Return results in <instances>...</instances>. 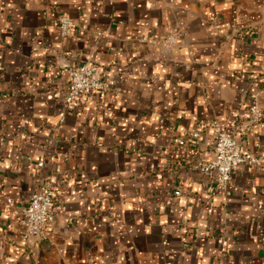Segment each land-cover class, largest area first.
Instances as JSON below:
<instances>
[{
  "label": "crops",
  "instance_id": "obj_1",
  "mask_svg": "<svg viewBox=\"0 0 264 264\" xmlns=\"http://www.w3.org/2000/svg\"><path fill=\"white\" fill-rule=\"evenodd\" d=\"M83 64L109 89L66 108ZM212 121L262 161L224 190L211 133L176 143ZM45 181L65 213L27 239ZM0 264H264V0H0Z\"/></svg>",
  "mask_w": 264,
  "mask_h": 264
},
{
  "label": "built area",
  "instance_id": "obj_2",
  "mask_svg": "<svg viewBox=\"0 0 264 264\" xmlns=\"http://www.w3.org/2000/svg\"><path fill=\"white\" fill-rule=\"evenodd\" d=\"M76 23L69 17L58 18V30L61 38L73 35ZM168 42L173 43V38ZM63 73L66 75L68 88L64 99L66 108L73 105L79 96H91L95 93H106L109 86L99 78L96 66L87 64L79 66H65ZM262 113L257 104L249 108L248 120L243 129L261 125ZM61 122L64 118H61ZM205 132L211 133L213 137V158L198 166L203 177L215 185L219 190H224L231 182L234 172L240 166L259 167L261 158L249 152H243L236 140L230 136L217 122H200L197 130L186 134L176 140L178 145H184L185 141L198 140ZM31 161V158H27ZM37 168H42L43 163L37 162ZM12 205V199L6 198L5 208ZM65 213V206L54 195L50 182H41L38 189L34 191L28 204L22 211L21 226L27 239L41 240L47 226L51 225L57 216Z\"/></svg>",
  "mask_w": 264,
  "mask_h": 264
}]
</instances>
